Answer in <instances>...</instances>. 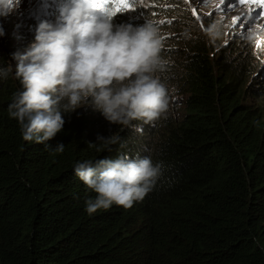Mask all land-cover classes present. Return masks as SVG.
Masks as SVG:
<instances>
[{
  "label": "trees",
  "instance_id": "16d2710c",
  "mask_svg": "<svg viewBox=\"0 0 264 264\" xmlns=\"http://www.w3.org/2000/svg\"><path fill=\"white\" fill-rule=\"evenodd\" d=\"M165 1L148 6L147 16L156 26L167 15L187 19L182 1L170 6ZM65 2L56 0L51 12H58V6ZM41 19L54 21L52 16L30 17L28 24H24L26 27H17L11 32V47L21 48L32 43L34 29ZM113 23L130 22L118 14L113 17ZM175 26H180L183 33L161 38V52L167 54V59L173 58V63L166 64L165 75L164 72L157 75L166 84L173 83L188 75L189 59L196 63L206 60L199 86L202 96L198 100L188 98L185 105L196 118L208 120L216 128L206 137L200 136V141H191L195 132L186 131L179 124L173 135L184 143L171 142L169 147H158L162 171L157 184L159 187L166 184L168 191L163 188L154 193L150 191L152 198L147 194L136 207L126 209L121 226L129 235L119 246L122 254H118L97 240L104 228L96 220L91 223L96 222L97 228L84 230L82 222L86 218L106 210L93 214L86 211V201L94 199L96 193L78 178L74 168L85 160L114 159L124 153L133 159L144 157V152L148 156L151 145L148 138L168 136L171 128L164 125L163 118L152 124L134 120L135 127H124L109 123L101 113L92 114L90 119L78 108L63 115V129L45 143L29 144L18 127L13 140L0 141V204H7L0 210V264H264V131L259 130L264 126V88L251 87L232 94L230 100L221 92L216 94L221 105L211 103L209 88L222 91L218 83L225 78L215 72L221 69L228 77L237 78V72L229 71L247 57L241 58L240 54L236 58L228 57L223 47L207 54V45L191 40L188 51L183 52L179 45L189 42L182 39L192 36V31L187 30L191 26L180 24L177 18L170 20L168 31ZM29 27H33L31 34L27 31ZM158 29L164 28L161 25ZM171 44L176 47H167ZM173 49L177 54L172 53ZM14 53L17 50H0V62L6 60L15 69ZM210 60L218 63L207 69ZM173 64L176 68H172ZM207 83L212 86L206 87ZM5 85L8 96L21 88L12 73L2 78L0 87ZM240 95H247L251 102L241 101ZM218 118L226 121L224 126ZM190 119L187 116L182 124H190ZM5 124L7 128L12 126ZM156 126L158 130H150ZM111 135H118L119 143L109 146L97 141L98 136ZM58 143L64 144L63 151H55ZM9 154L13 160H4ZM137 212L142 223L137 219ZM17 215L22 218L18 226L13 224ZM30 222L51 231L59 230L74 242L58 245L46 257L39 256L50 246L29 234ZM147 231L156 236L151 238Z\"/></svg>",
  "mask_w": 264,
  "mask_h": 264
},
{
  "label": "clouds",
  "instance_id": "9594fccd",
  "mask_svg": "<svg viewBox=\"0 0 264 264\" xmlns=\"http://www.w3.org/2000/svg\"><path fill=\"white\" fill-rule=\"evenodd\" d=\"M19 4L20 0H0V16ZM209 34L219 35L216 25ZM260 36L253 28L246 39L255 43ZM161 48L159 29L151 20L142 25L114 24L92 0H67L58 6L55 20H39L34 41L22 53L13 54L15 69L11 63L0 68V78L12 73L21 85L8 106L9 116L17 120L25 141L37 143L52 140L63 129V115L82 106L99 111L111 124L135 127L134 120L152 124L168 113L173 91L156 75L167 64ZM119 139L118 135L97 137L109 146ZM63 149L64 144L58 143L55 151ZM161 171L162 164L154 163L151 155L133 159L127 153L85 160L74 168L96 193L86 201L89 214L113 205L131 208L154 189Z\"/></svg>",
  "mask_w": 264,
  "mask_h": 264
},
{
  "label": "bare ground",
  "instance_id": "6f19581e",
  "mask_svg": "<svg viewBox=\"0 0 264 264\" xmlns=\"http://www.w3.org/2000/svg\"><path fill=\"white\" fill-rule=\"evenodd\" d=\"M56 0H51V3L48 5H44V7H39L38 5L36 6L35 10L31 11V12H26L27 14H29L26 17V20L23 24H17L14 26H10L4 29L5 35L0 36V50H2V46H5L9 49V51H14L17 50L19 52H23L24 48L27 47V45L22 46L21 48H14L11 46H6L4 41H6L7 39H9V36L11 34V32L17 28V27H21V26H27L24 24H28L27 19H30V17L32 16H52L55 20L56 15L58 14V12H51L52 9V5L55 4ZM148 4L145 6V10H144V14L145 17L141 20V19H132L131 15L134 14V12L137 9L142 8V0H138V2H134L133 0H129L130 3H133V7H134V11H129L126 13H122L126 19L131 23V22H145V20H150V18L147 16V11L149 10L148 6L150 4H154V3H158V4H163L166 1L165 0H160L157 2L155 0H147ZM175 1H182L184 8L186 9L185 11H187V19L185 20L184 18H179V17H175L173 15H171L170 17H167L165 19H162L161 21H163V23H161V25L163 26V30L159 31L160 37H164L167 35L172 36L171 34H177V33H183V31L180 29V26H175V28H172L168 31L169 29V25H170V20H174V19H179L180 20V24H184V23H188L191 27H189L187 30H191L192 31V36L190 37H186L184 36V38L182 40L185 41H189L191 40L193 43H197V42H201L202 44L204 43L205 45H207V54H212V53H216L218 52V49H213V47L211 45L215 44V43H206V35L202 34L199 29L197 28V26L195 25V21L191 16V9L188 7V5L185 4L184 0H167V3L170 4L175 2ZM44 10L46 12H44ZM171 12V9H170ZM51 14V15H50ZM160 24L157 25L158 28H160L161 26ZM33 30V27H29L27 29L28 33L31 34ZM35 31V29H34ZM169 32V33H168ZM10 40V39H9ZM186 42V43H181L179 45L180 49H183V52H187L188 51V47L190 45V42ZM172 46H174L173 44H171ZM193 47V45H191ZM176 47V46H175ZM226 52V56L231 57V58H236V52L232 51L229 45H224L222 46ZM174 48V47H171ZM213 49V50H212ZM7 50H2V52H5ZM173 54H177L174 49L172 51ZM0 58H1V54H0ZM248 59H240L239 65L238 67L235 68H231L229 72L233 73V72H237V78L241 79L240 81L237 80V78H230L228 77V73L226 71H223L221 69L217 70L215 72L216 75L218 76H222L225 77L223 81H220L218 83V86L223 87L222 91H216L214 88H209L208 90V94L210 95V102L211 103H215L218 106H220V102L217 101L218 100V96L216 94L223 92V96L227 99L230 100L233 98L232 94H236L238 92L241 91H245L250 89L251 87L254 90H261L264 88V85H260V84H255V83H251V80L253 79V77L257 74L255 73L256 70L254 68H252L249 64H248ZM180 61L183 62V60L180 58ZM10 62L3 60V62H0V68H6L8 66ZM204 63H207V61L205 60L203 63H196L194 61V59H189L188 60V64L191 65V69L190 72L188 73V75H183V77H179L178 80L176 82L173 83H168L167 85L170 87V89H173V91H171L170 93V105H169V111L166 114L165 117L163 118L164 121V125L167 127L171 128L172 133L168 136H163L160 137L158 135H152L148 138V141L151 142L150 145V155L152 157V160L154 163L159 162L160 159V155L158 153V147L160 145H165L167 147H169L170 143H184L181 142L180 140H178L176 137H174V131L176 129V127L180 124L181 128L185 129L186 131H194L195 135L193 137H191V141L197 140L200 141L199 137L200 136H205L209 133V131L211 129L216 128V125L212 124V122L208 121V120H204L201 121L198 118L195 117V115H193L189 110H188V105L186 104V101L188 98H193L195 100H198L201 96H202V92L199 90V86L202 83V79H201V74L205 68ZM218 63V60H210L209 61V66H207V69H211L213 68L216 64ZM172 68H176V65L173 64ZM242 68V70H240ZM164 75L167 72V69H165L164 71ZM174 74H178L177 72H175ZM262 74V75H261ZM157 75V73H156ZM258 76L260 79H263L264 81V73L263 72H258ZM164 80V78H163ZM0 82H2V78H0ZM179 82H182V84L178 85ZM261 82V81H259ZM206 87H210L212 86L211 83H207L205 85ZM14 87L17 88V86L14 83ZM225 87V88H224ZM9 89L7 88V85L0 87V119H3V124H0V141L3 143L5 141H9V140H13L14 139V133L15 130L19 127L18 122H12L9 120V117L7 115L6 112H8V105L6 104V101H8L9 99H12L13 96H8ZM241 97V95H240ZM242 100H246L247 102H251V99L245 95L241 97V101ZM86 110V111H85ZM83 111V115L85 114H96L100 113L99 111H95L93 110L90 106H84L82 108ZM189 116L190 119V124L188 125H183L182 122H184V119ZM261 121L263 120V117L260 116ZM218 121L221 125H225V122L223 118H218ZM6 122H10L12 124L11 127L6 128L4 123ZM158 126L150 128V130H158ZM260 131H264V126L261 127L259 129ZM147 140V139H146ZM29 144L35 143V140L33 141H28ZM2 153V152H0ZM147 155V152L143 153V156ZM174 156V155H173ZM13 160V155L9 154V159L8 161H12ZM7 182H9V180H7ZM158 188H163L165 192L168 191V189L166 188V184L163 185L162 187H159L158 184L156 183V186L154 187V189L152 190V192H156V190ZM148 196H150L151 198L153 197V194L150 195L148 194ZM145 199V197H144ZM153 200V199H152ZM142 201V200H141ZM140 201H136L134 202L132 207H136L137 204ZM3 205H7V204H3ZM2 204H0V210L2 209V207H4ZM127 208H124L122 206H117V205H113L111 206L109 209H107L104 213L98 214L96 216H89L88 218H86L82 223L84 226V230L87 228H97V223L101 224L102 227L104 228L103 231H101L98 235H97V240L99 241V243L101 244V246L106 247V248H112L115 250L116 253L118 254H122L119 246L122 243H125V240L128 237V232H126L121 224H122V219L123 216L125 214ZM21 215H17V219H15L13 221V224L15 225H19L20 221H21ZM137 219L139 221V223H142L141 217L139 216L138 212H137ZM92 220H96L97 223H91ZM31 226V230H29V234L32 237H39L40 239H42L43 241L47 242V245L50 246L49 249L47 250H42V253L39 256L42 257H46L48 255H50L53 250L55 249V247H57L58 245H66V244H71L74 242L73 238H70L68 236L63 235L62 233H60V231H51L48 229H44L41 226L35 225L34 223L30 222L29 224ZM107 230V232H106ZM149 232V236L151 238H154V235L152 232ZM86 240V238L83 239V241ZM83 253L85 251H82ZM110 263V260H109Z\"/></svg>",
  "mask_w": 264,
  "mask_h": 264
},
{
  "label": "rangeland",
  "instance_id": "374dc122",
  "mask_svg": "<svg viewBox=\"0 0 264 264\" xmlns=\"http://www.w3.org/2000/svg\"><path fill=\"white\" fill-rule=\"evenodd\" d=\"M142 1V8L137 9L134 14L131 15L132 19L142 20L145 17L144 10L148 1ZM134 2L136 3L138 0H134ZM184 2L190 9L192 6L197 7V13L201 19L197 20L196 17L193 16L192 11L191 16L194 19L195 25L199 31L206 35V43H208V45L209 43H215L211 46L213 49H218L220 47L218 51H220L222 46L229 45L232 47L231 50L236 52V55L240 54L241 58L247 57L248 64L257 71V74L253 77L251 83L264 85L263 79H260L258 76V72H264V31L257 28V30L261 33V36L255 43H250L246 39L249 27L264 24V22L256 19L254 15H250L246 8H238L235 5H229L228 3L220 4L219 0H192L191 5L186 2V0H184ZM50 3L51 0H20L19 7L15 8L7 16H0V25H2L3 29H5L17 24H23L26 17L29 15L26 12L35 10L37 5L39 7H44V5H48ZM44 12L46 11L44 10ZM237 16L240 17V20L233 25V18ZM201 25H203V27ZM212 25H216V31L219 35L213 36L209 34V29ZM257 42H259V47H257ZM5 45L11 46L9 39L5 41ZM167 47L175 46L167 45ZM1 48L2 50L9 51V49L5 46H2ZM160 55L167 61V64L173 63V58L167 59V54L165 52H161ZM11 102L12 99H9L6 101V104L9 106ZM83 107L84 106L78 108V110H82ZM8 117L12 122L17 121L10 116ZM87 117L91 119L93 116L92 114H88ZM2 121L3 119H0L1 125L3 124ZM4 125L7 128L5 123ZM8 158L9 155L4 156V160H8Z\"/></svg>",
  "mask_w": 264,
  "mask_h": 264
},
{
  "label": "snow or ice",
  "instance_id": "6c2138e0",
  "mask_svg": "<svg viewBox=\"0 0 264 264\" xmlns=\"http://www.w3.org/2000/svg\"><path fill=\"white\" fill-rule=\"evenodd\" d=\"M92 2L96 9L110 14L112 18L116 17L118 14L134 11L133 3H130L129 0H92ZM186 2H188L190 5L192 4V0H186ZM219 3H228L229 5H235L238 3L245 5L250 15H254L257 19L264 20V0H219ZM191 11L197 20L201 19L197 13L196 6H192ZM239 20V16L234 17L232 21L233 25H235ZM161 23H163V21H161ZM201 26L203 27V25ZM253 28H259L261 31H264V24L249 27L248 32ZM257 47H259V42H257Z\"/></svg>",
  "mask_w": 264,
  "mask_h": 264
}]
</instances>
